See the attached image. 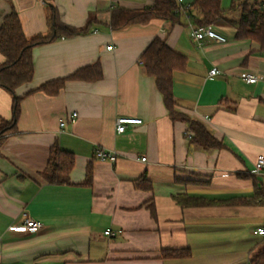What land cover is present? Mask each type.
<instances>
[{"label": "crops", "instance_id": "1", "mask_svg": "<svg viewBox=\"0 0 264 264\" xmlns=\"http://www.w3.org/2000/svg\"><path fill=\"white\" fill-rule=\"evenodd\" d=\"M155 1L53 0L65 25L88 29L35 47L33 80L16 90L22 98L17 132L0 141V264H251L264 250V236L254 234L264 229V202L255 200L264 171L254 173L264 156V51L237 38L242 0H221L224 13L213 25L225 43L191 38L201 21L194 7L187 16L177 14V22L153 18L112 27L116 10L143 11ZM46 5L0 0V27L14 9L29 38L46 35ZM157 38L187 60L186 69L173 74L176 108L204 124L223 149L191 145L189 125L169 116L141 60ZM5 61L0 53V66ZM96 65L100 79L69 80L54 96L36 91ZM214 68L220 73L211 76ZM244 73L258 82L247 83ZM12 107V95L0 86L4 120L12 119ZM122 117L143 123L118 134ZM54 145L75 155L68 185L40 176ZM98 147L116 152L117 161L97 160ZM144 176L152 191L135 188ZM181 195L213 203L185 207ZM24 213L43 230L10 232ZM187 248L190 259H161L165 249Z\"/></svg>", "mask_w": 264, "mask_h": 264}, {"label": "trees", "instance_id": "2", "mask_svg": "<svg viewBox=\"0 0 264 264\" xmlns=\"http://www.w3.org/2000/svg\"><path fill=\"white\" fill-rule=\"evenodd\" d=\"M46 2L47 23L49 33L29 38L24 32L18 13L13 9L7 15L0 27V53L6 58L0 66V86L13 97L12 119L7 121L0 116V141L7 135L17 132V121L21 113V97L16 95V90L30 83L34 77L33 50L35 47L51 43L61 36L73 37L87 32L85 29H74L65 25L53 0ZM241 10L237 22V38L252 40L258 43L264 51V0H242L238 5ZM192 7L201 13V21L198 27L213 24L223 16L224 9L221 0H195ZM176 0H156L153 7L143 11H128L118 9L113 14L112 27L124 28L131 24L146 23L153 18L171 20L177 22ZM141 60L144 64L145 73L155 79L156 85L172 120L186 122L192 131L189 138L190 144L204 151L220 150L224 144L217 140L214 135L201 122L191 119L181 113L175 105L173 93V74L175 71L184 70L187 60L182 55L171 49L165 40L155 39L143 53ZM90 71H96L90 75ZM102 77L99 66L82 69L70 77L58 79L42 85L36 91H42L50 96L58 94L69 80H97ZM75 166V155L54 145L50 150L49 159L45 169L40 173L41 178L51 185H68L70 176ZM88 181L90 182L92 171L88 168ZM88 184V183H86ZM135 188L141 191H152L153 186L144 176L134 182ZM255 200L264 202V187L256 188ZM178 202L185 207L208 206L212 201L181 195ZM152 207V205H150ZM152 214L154 213V208ZM192 258L190 249H165L161 253L163 260H183ZM264 260V250L251 260V264H259Z\"/></svg>", "mask_w": 264, "mask_h": 264}, {"label": "built area", "instance_id": "3", "mask_svg": "<svg viewBox=\"0 0 264 264\" xmlns=\"http://www.w3.org/2000/svg\"><path fill=\"white\" fill-rule=\"evenodd\" d=\"M195 0H176L177 8L176 14L178 15H188L189 10L192 7V4ZM191 38L198 44L206 39L214 41L216 43H225L227 41L226 37L220 34L213 24L205 27H194L190 33ZM113 46H108V50H112ZM220 72L218 69L214 68L210 71L211 76L218 75ZM242 78L249 84H254L258 82V78L250 73H244ZM77 113L71 115V122H75ZM143 123L142 119L132 118V117H122L118 118L116 122V132L118 134H124L128 127L141 125ZM65 123L62 122L61 126H64ZM192 137V133L188 134V138ZM95 157L101 162H109L111 164L117 161L118 155L116 152L107 151L105 149L96 148ZM142 161H146V158H142ZM264 171V156H260L257 159L255 164L254 173L259 175ZM8 230L13 233H24V234H37L43 230V223L31 218L26 213L23 214L22 219L19 224L11 225ZM106 235L112 234L111 230L108 229L105 232ZM254 234L264 236V229L258 228L254 231Z\"/></svg>", "mask_w": 264, "mask_h": 264}, {"label": "rangeland", "instance_id": "4", "mask_svg": "<svg viewBox=\"0 0 264 264\" xmlns=\"http://www.w3.org/2000/svg\"><path fill=\"white\" fill-rule=\"evenodd\" d=\"M250 228V227H249ZM249 228H248V231H249ZM248 234H249V232H248ZM250 236L252 237V235L250 234Z\"/></svg>", "mask_w": 264, "mask_h": 264}]
</instances>
